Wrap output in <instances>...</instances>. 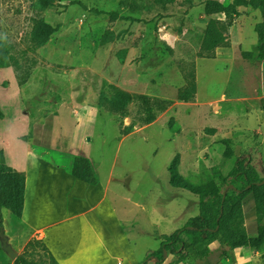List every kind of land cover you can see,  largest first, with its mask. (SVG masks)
<instances>
[{
    "label": "rangeland",
    "instance_id": "1",
    "mask_svg": "<svg viewBox=\"0 0 264 264\" xmlns=\"http://www.w3.org/2000/svg\"><path fill=\"white\" fill-rule=\"evenodd\" d=\"M162 1L0 0V132L11 116L64 121L69 151L101 161L97 173L119 217L134 200L149 205L153 220L159 207L169 208L177 219L164 229L173 232L199 212L197 196L170 185L176 155L179 174L194 186L220 184L226 162L234 165L223 157V140L235 155L264 167V61L242 57L255 50L258 11L239 8L226 32L228 46L207 59L201 51L206 24L223 14L201 21L190 13L197 0ZM208 13L205 7L200 14ZM191 76L196 90L181 101L178 91ZM142 97L169 104L150 107ZM134 218L142 225L139 214ZM2 219L21 264H52L9 210ZM127 233L138 261L161 244L138 228ZM190 253V264L213 259ZM14 261L0 239V264Z\"/></svg>",
    "mask_w": 264,
    "mask_h": 264
},
{
    "label": "crops",
    "instance_id": "2",
    "mask_svg": "<svg viewBox=\"0 0 264 264\" xmlns=\"http://www.w3.org/2000/svg\"><path fill=\"white\" fill-rule=\"evenodd\" d=\"M215 2L222 3L220 0H197L190 13L197 14L201 21H208L217 16L212 12ZM222 4H226V0ZM205 7H209V13L201 16ZM6 122L4 133L0 132V150L7 164L25 175L23 208L20 217L13 216L14 225L25 232L24 236L35 238L45 246L56 264H138L141 261L134 256L127 232L138 228L139 233L160 242L161 236L174 232L164 229L177 219L169 208L159 207V215L153 220L148 217L149 205L134 200L131 203L136 206L124 210L120 218L109 203L107 188L98 176L97 167L102 165L99 159L93 161L85 156L97 176L96 184L85 183L72 175L74 158L80 155L69 151L68 126L64 121L46 118L37 121L34 116L18 120L11 116ZM236 156L239 154L225 159L235 160ZM232 166L226 162V175ZM259 168L264 170V167ZM137 214L142 225H136L139 223L134 218ZM242 219L248 234L255 236L257 217L251 194L243 199ZM209 249L213 259L208 264H264V245L258 249L228 250L214 241ZM149 251H145V256ZM222 251L226 254L220 257ZM154 263L151 260L147 264ZM161 264L190 263L173 262V256L166 255Z\"/></svg>",
    "mask_w": 264,
    "mask_h": 264
},
{
    "label": "trees",
    "instance_id": "3",
    "mask_svg": "<svg viewBox=\"0 0 264 264\" xmlns=\"http://www.w3.org/2000/svg\"><path fill=\"white\" fill-rule=\"evenodd\" d=\"M53 3L55 0H46ZM174 0H163L164 4ZM250 8L258 11L260 21L254 25L256 34V47L253 52H242L245 60L264 61V0H229L226 4L215 2L212 7L214 14H223L224 19H210L206 24L201 51L203 57L213 59L214 51L219 47H227L226 32L232 26V18L239 16V8ZM97 15L117 17L116 12L93 11ZM123 19V18H121ZM42 43L39 41V44ZM187 86L179 89L178 99L188 101L196 90L194 76L186 80ZM130 99L129 96H125ZM150 107L164 108L168 101L156 98L142 97ZM260 109L264 114V98L261 100ZM214 130H209L213 134ZM228 140H223L225 147L223 157L229 159L234 153L226 145ZM179 157L176 155L169 165L170 185L173 188L186 191L198 198V214L190 217L184 227L169 235L161 236L158 249L151 250L138 264H147L154 260V264H161L166 255L173 256V262L189 260L192 253L197 251L201 258L210 254L209 244L217 241L221 246L233 250L241 247L258 249L264 245V176H260L252 164L249 155H239L226 176L221 178V183L213 181L194 186L188 183L178 172ZM71 173L74 177L88 184H96L97 179L93 168L87 158L77 156L74 158ZM25 175L11 168L5 155L0 150V228L2 227V210H9L13 216L20 217L23 208ZM247 194H251L255 204L257 229L255 236H250L246 231L242 219V202ZM39 243V242H38ZM49 257L52 264L54 258L45 246L39 243ZM220 253V257L225 256ZM21 258L15 259L14 264H21ZM208 264V263H206Z\"/></svg>",
    "mask_w": 264,
    "mask_h": 264
},
{
    "label": "water",
    "instance_id": "4",
    "mask_svg": "<svg viewBox=\"0 0 264 264\" xmlns=\"http://www.w3.org/2000/svg\"><path fill=\"white\" fill-rule=\"evenodd\" d=\"M0 239L2 250L11 258L16 259L17 254L13 251L10 244L8 243V238L4 235L2 228H0Z\"/></svg>",
    "mask_w": 264,
    "mask_h": 264
},
{
    "label": "built area",
    "instance_id": "5",
    "mask_svg": "<svg viewBox=\"0 0 264 264\" xmlns=\"http://www.w3.org/2000/svg\"><path fill=\"white\" fill-rule=\"evenodd\" d=\"M117 264H122L121 262H118Z\"/></svg>",
    "mask_w": 264,
    "mask_h": 264
}]
</instances>
